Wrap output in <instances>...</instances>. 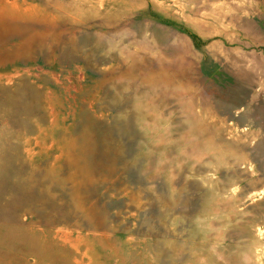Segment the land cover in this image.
<instances>
[{"label": "rangeland", "instance_id": "rangeland-1", "mask_svg": "<svg viewBox=\"0 0 264 264\" xmlns=\"http://www.w3.org/2000/svg\"><path fill=\"white\" fill-rule=\"evenodd\" d=\"M0 264H264V0H0Z\"/></svg>", "mask_w": 264, "mask_h": 264}]
</instances>
